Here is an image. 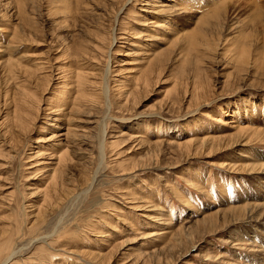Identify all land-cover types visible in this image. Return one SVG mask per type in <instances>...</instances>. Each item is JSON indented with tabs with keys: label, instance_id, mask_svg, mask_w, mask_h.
I'll list each match as a JSON object with an SVG mask.
<instances>
[{
	"label": "rangeland",
	"instance_id": "rangeland-1",
	"mask_svg": "<svg viewBox=\"0 0 264 264\" xmlns=\"http://www.w3.org/2000/svg\"><path fill=\"white\" fill-rule=\"evenodd\" d=\"M258 131L264 0H0V263L264 264Z\"/></svg>",
	"mask_w": 264,
	"mask_h": 264
},
{
	"label": "bare ground",
	"instance_id": "bare-ground-1",
	"mask_svg": "<svg viewBox=\"0 0 264 264\" xmlns=\"http://www.w3.org/2000/svg\"><path fill=\"white\" fill-rule=\"evenodd\" d=\"M59 1H61V2H69V0H65V1H63V0H59ZM80 1L81 0H76V3L78 4H80ZM217 2V1H216ZM231 2V1H230ZM65 4V3H64ZM215 4V3H214ZM221 5H216L215 6V8L214 9H216L215 11H213V13H211V16H209L208 18H211V21L210 22H205L204 23V27L201 29V32H199L198 33V31L199 30H197V33L198 34H201V36H202V38L201 39H199L198 37L199 36H193V37H195V38H193L192 39V43H191V45H195V47H198L199 46V44H201V43H203V44H201V46L204 48V47H208L209 45H208V37L209 36H212V34L214 33L215 34V36H219L220 35V33L221 32H223V28L226 26L227 28L226 29H229L230 27H231V25L229 24V13H230V8L228 7L229 5H228V2L226 3H220ZM69 6H71L70 5V3H69ZM162 6H164V5H162ZM258 6H260L259 4H258ZM161 7V6H160ZM160 7H158V8H160ZM233 7H235V6H233ZM232 7V8H233ZM258 8V7H257ZM261 8V7H260ZM260 8H258V9H260ZM212 10V9H211ZM261 10V9H260ZM153 11H155V10H153ZM186 11V10H185ZM156 13H152L153 15V18L151 19V20H155L153 23L150 21V24H153V25H159V23H160V21H158V19L160 18V17H158V15H167V16H169L172 12L170 11V9H165V8H160V10L159 11H155ZM233 12V11H232ZM234 13V12H233ZM232 13V14H233ZM157 16V17H156ZM165 17V16H164ZM145 18V17H144ZM169 17H165V20L163 19V20H161V22L163 23V21H167V19H168ZM162 19V18H161ZM258 19V18H257ZM207 21V20H206ZM146 22V21H145ZM256 23H257V20H256ZM254 24V23H253ZM230 25V26H229ZM152 26V25H151ZM224 26V27H223ZM234 26V25H233ZM143 27V26H142ZM206 27H208V29L206 28ZM153 28V27H152ZM198 28V27H197ZM127 31V30H126ZM170 31V30H169ZM173 30H171V32H172ZM207 31L209 32V35H207ZM153 32V31H152ZM194 32V31H193ZM188 33V32H187ZM190 33V32H189ZM192 33V32H191ZM154 34V33H153ZM152 34V35H153ZM168 36V35H167ZM222 36V35H221ZM176 37V36H175ZM188 37V36H187ZM213 37V36H212ZM149 38V37H148ZM210 38V37H209ZM246 38V37H245ZM32 39V38H31ZM150 39H152V38H150ZM175 38H167V40H165L164 39V43H166V45L165 46H167L166 47V49H164V50H162V54L160 55V58L163 56H167L168 58H169V51H168V48H169V46H171V44H172V40H174ZM219 39V38H218ZM218 39H217V41H218ZM227 39H229V38H227ZM179 40V39H178ZM177 40V41H178ZM212 40V39H211ZM216 39H214V41H215ZM246 40L247 39H245V41H244V39H243V41H244V43L246 42ZM139 41V40H138ZM144 41V40H143ZM220 41V40H219ZM239 41V40H238ZM243 41H241V42H243ZM240 42V43H241ZM228 43V42H227ZM237 43V42H236ZM244 43H243V45H244ZM185 44V43H184ZM187 44H189V43H187ZM225 44V43H224ZM250 44V43H249ZM143 45V44H142ZM152 45V44H151ZM174 45V44H173ZM179 45H180V43H179ZM186 45V44H185ZM234 45V44H233ZM240 45H242V44H240ZM240 45H238V47L240 48ZM247 45V44H246ZM251 45V44H250ZM145 46V45H144ZM150 46V45H149ZM176 46V45H175ZM200 46V47H201ZM147 47V46H146ZM174 47V46H173ZM192 47V46H191ZM211 47H212V45H211ZM241 47H243V46H241ZM152 48H154V45H153V47ZM199 48V47H198ZM210 48V47H209ZM246 48V47H245ZM248 48V47H247ZM89 49V48H88ZM149 50H150V48H148ZM161 49V48H160ZM197 49V48H196ZM237 49V48H236ZM250 49V48H249ZM248 49V50H249ZM141 50H143V49H141ZM153 50V49H152ZM151 50V51H152ZM195 50V49H194ZM225 50V49H224ZM246 50V49H245ZM66 51H68V50H66ZM85 51V50H84ZM87 52V51H86ZM85 52V53H86ZM160 51H158V52H156V50H153L152 51V53H153V55L155 54V53H159ZM245 52H247V51H245ZM244 52V53H245ZM171 53V52H170ZM232 53V52H231ZM235 53H237V52H235ZM65 54H67V53H65ZM172 54V53H171ZM234 54V53H233ZM247 54V53H246ZM68 56H70L71 58L72 57H78L79 55L78 54H76L75 52H71V53H69V54H67ZM248 55H250V54H248ZM247 55V56H248ZM242 56V55H241ZM246 57V56H245ZM192 59H194L193 57H191ZM263 58V57H262ZM67 59V58H66ZM154 59H155V62L154 63H152V64H148L147 65V67H148V70L146 71V74H143L144 76L139 80V82L138 83H144V84H146V82H147V80H148V74L149 73H151L152 71H153V66H157L158 68L161 66L160 65V63H161V60L159 59V54H158V56L157 57H154ZM166 59V58H165ZM164 59V60H165ZM7 60V59H6ZM68 60V59H67ZM72 60V59H71ZM166 61H168V59L166 60ZM165 61V62H166ZM199 61V58L197 57L196 58V62H198ZM164 62V61H163ZM8 63V62H7ZM150 63V62H149ZM248 63V62H247ZM161 64H163V63H161ZM198 64V63H197ZM88 66V65H87ZM196 67H198V66H196ZM237 67V66H236ZM85 69V68H84ZM198 69V71L197 72H199L200 71V68H196V70ZM156 71V70H155ZM71 72V71H70ZM71 75H72V77H69V78H71L70 80H68V81H66L67 82V84H71L73 87H78V88H80V87H82V86H85V82L87 81H85V74H84V72L82 71V69L81 68H79L78 67V65H77V68H76V71H72L71 73H70ZM182 74V73H181ZM68 75H69V73H68ZM87 78V77H86ZM196 79L198 78V76H196L195 77ZM66 80V79H65ZM85 81V82H84ZM144 86V85H143ZM67 87V86H66ZM75 87V88H76ZM146 86H144V88H145ZM84 88H86V87H84ZM82 89V88H81ZM66 91V90H65ZM82 91H84V90H82ZM80 89L78 90V94H80V93H82L83 94V92H82ZM133 91V90H132ZM20 92V91H19ZM21 94V93H20ZM67 95V94H66ZM85 95V94H84ZM26 96V95H25ZM69 97V96H68ZM85 97V96H84ZM83 97V98H84ZM78 98V97H77ZM82 98V97H81ZM86 99V98H85ZM89 99V98H88ZM77 100V99H76ZM66 106V105H65ZM79 106V105H78ZM63 112V111H62ZM61 116V115H60ZM159 126V125H158ZM157 126V127H158ZM73 126L71 125V124H68V126H67V132H69V131H71V132H73V129L75 128H73ZM157 130V129H156ZM253 130V129H252ZM75 131V130H74ZM251 131V130H250ZM257 131V130H256ZM71 132L69 133L70 135H71ZM104 129L102 128V127H100V129H99V133L97 134L98 135V138H99V142H100V144L99 145H102V143H103V135H104ZM122 133V132H121ZM261 133V132H260ZM260 133H259V131H258V133L257 134H255V136L256 137H260L261 135H264V132H263V134H261L260 135ZM74 135V134H73ZM208 137V136H207ZM220 137V136H219ZM218 137V138H219ZM233 137V136H232ZM209 138V137H208ZM247 138V137H246ZM253 138V137H252ZM262 138V137H261ZM146 139V138H145ZM159 139V138H158ZM245 139V138H244ZM259 139V138H258ZM151 140V139H150ZM189 140V139H188ZM263 140V139H262ZM146 141H149V140H146ZM201 141H202V138H201ZM213 141V140H212ZM203 142V141H202ZM207 142V141H206ZM214 142V141H213ZM169 143V142H168ZM177 143V142H176ZM180 143V142H179ZM157 144V143H156ZM213 144V143H212ZM236 145V144H235ZM177 146H179V145H177ZM176 146V147H177ZM213 146V145H212ZM152 147V146H151ZM102 148V147H101ZM212 148V147H211ZM210 148V149H211ZM183 149V148H182ZM62 150V149H61ZM65 150L66 149H63V151H60V154L61 155H66V153H65ZM40 154H39V151H38V153H36V156H39ZM67 156V155H66ZM243 157H244V154L242 155ZM100 157V156H99ZM62 159H64V156H60V158H58V162H60V161H62ZM68 159V158H67ZM103 159V158H102ZM39 160V159H38ZM70 161V160H69ZM101 162H102V160H101ZM255 162V161H254ZM63 163H64V161H63ZM101 164V163H100ZM256 163H254V165H250V167L252 168V170L253 171H263L264 172V164H256ZM246 166H248V165H246ZM245 167V166H244ZM240 168V167H239ZM246 168V167H245ZM250 168V169H251ZM60 170V169H59ZM55 173V171L53 172V174ZM52 181H51V183L53 184V185H57V180L56 179H54V178H52L51 179ZM93 180V179H92ZM90 186V185H89ZM49 188V187H48ZM56 192V191H55ZM83 198V197H82ZM73 199H74V196H73ZM75 199H76V197H75ZM186 200V199H185ZM181 201H183V200H181ZM50 202V201H49ZM184 202V204L186 205H189V202L186 200V201H183ZM80 203V202H79ZM52 204V203H51ZM255 206V205H254ZM258 207V206H257ZM257 207H255V209H257ZM260 207V206H259ZM258 207V208H259ZM243 208V207H242ZM247 207H245V209H246ZM250 209L252 208V207H249ZM232 209H234V208H232ZM232 209H228V210H232ZM236 209V208H235ZM234 209V210H235ZM244 209V210H245ZM224 210H226V209H224ZM243 210V209H242ZM253 210V209H252ZM259 210V209H258ZM158 211V210H157ZM238 211H241V210H239V207H238ZM247 211V210H246ZM220 212V211H219ZM252 212V211H251ZM250 212V215L253 213H251ZM222 213V212H221ZM228 213V212H227ZM226 213V214H227ZM235 213V212H234ZM239 213V212H238ZM244 213V212H243ZM249 213V212H248ZM219 214V213H218ZM217 214V215H218ZM231 214V213H230ZM233 214V213H232ZM212 215V214H211ZM221 215V214H220ZM237 215V214H236ZM244 215V214H243ZM164 216V215H163ZM213 216V215H212ZM227 216H229V215H227ZM245 216V215H244ZM241 217H243V216H241ZM259 217V216H258ZM206 218V217H205ZM214 218V217H213ZM229 218H231V217H229ZM235 218V217H234ZM233 218V219H234ZM251 218V217H250ZM218 219H219V217H218ZM221 219V218H220ZM227 219H228V217H227ZM240 219V218H239ZM260 219V218H259ZM216 220V219H215ZM222 220V219H221ZM238 220V219H237ZM200 221H202V220H200ZM251 221H253V218L251 219ZM224 222V221H223ZM211 224H212V222H211ZM204 226V225H203ZM209 226H211V225H209ZM216 226V225H215ZM223 226V225H222ZM208 227V226H207ZM209 228V227H208ZM219 227H217V229H218ZM214 230V229H213ZM218 231V230H217ZM178 233V232H177ZM171 235V234H170ZM176 237H177V235H176ZM183 237V236H182ZM175 243V242H174ZM5 246V245H4ZM5 248V247H4ZM3 248V249H4ZM2 249V250H3ZM14 255V254H13ZM1 264V263H0Z\"/></svg>",
	"mask_w": 264,
	"mask_h": 264
}]
</instances>
